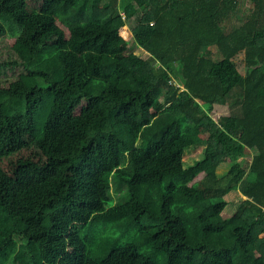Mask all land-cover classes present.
<instances>
[{
  "label": "trees",
  "instance_id": "trees-1",
  "mask_svg": "<svg viewBox=\"0 0 264 264\" xmlns=\"http://www.w3.org/2000/svg\"><path fill=\"white\" fill-rule=\"evenodd\" d=\"M0 264H264V0H0Z\"/></svg>",
  "mask_w": 264,
  "mask_h": 264
},
{
  "label": "rangeland",
  "instance_id": "rangeland-1",
  "mask_svg": "<svg viewBox=\"0 0 264 264\" xmlns=\"http://www.w3.org/2000/svg\"><path fill=\"white\" fill-rule=\"evenodd\" d=\"M244 4H250L249 2H246ZM236 18L238 20L241 19V16H240V13H238L236 15ZM241 21V20H240ZM136 51V53L138 55H141V56H145V52L142 51V49H138V48H135L134 49ZM178 71L180 72L179 68H178ZM174 82L177 84V85H181V80H180V73L179 75H175V78H174ZM236 109H238L236 107ZM139 146H140V143H139ZM205 148H206V145L204 143L202 144H199V145H196V146H193V147H190L188 149L185 150V154H184V159H185V162H186V165H192L194 164L197 160L201 159L204 155V152H205ZM242 160V159H240ZM251 155L248 156L247 158H244L242 161L247 165L249 166L250 163H251ZM230 168V165H222L219 170H218V174L220 176L224 175L228 169ZM110 196L112 197V200H113V203L114 204H121L123 202L126 201V196H125V189H119L117 190V188L114 186L110 192ZM245 197L242 195V193L240 191H233L231 192L228 196H227V199L229 201V205L227 206V208L225 209V215H231L233 214L236 209H237V206L238 204L244 199Z\"/></svg>",
  "mask_w": 264,
  "mask_h": 264
}]
</instances>
